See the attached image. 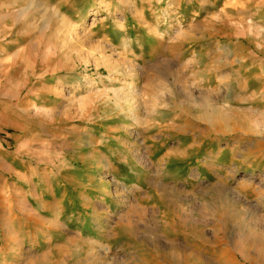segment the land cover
<instances>
[{"label":"rangeland","instance_id":"374dc122","mask_svg":"<svg viewBox=\"0 0 264 264\" xmlns=\"http://www.w3.org/2000/svg\"><path fill=\"white\" fill-rule=\"evenodd\" d=\"M0 264H264V0H0Z\"/></svg>","mask_w":264,"mask_h":264},{"label":"crops","instance_id":"0c3cea01","mask_svg":"<svg viewBox=\"0 0 264 264\" xmlns=\"http://www.w3.org/2000/svg\"><path fill=\"white\" fill-rule=\"evenodd\" d=\"M18 122L21 123L22 121H18ZM18 122H17V124H18ZM22 126H23L22 127L23 129H26L27 126L30 127V125H26L25 123L24 124L22 123ZM30 128L34 129L35 128V124L32 125ZM34 130L36 131V128ZM36 136H33V139H35V140L37 139V143H36V145L33 144L31 146V150H33V151H31V155H29L30 160L32 159V157H36V155H39L41 153L40 148H39V146H40L39 143H40L41 139L37 138ZM2 152H4V156L2 157L3 160L5 159L4 157H14L15 158V157L23 156L22 153H25V151L23 149H21V145L20 144L15 146V148H14V150L12 152H10L8 150L2 151ZM19 160H20V158H19Z\"/></svg>","mask_w":264,"mask_h":264}]
</instances>
